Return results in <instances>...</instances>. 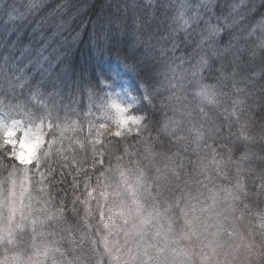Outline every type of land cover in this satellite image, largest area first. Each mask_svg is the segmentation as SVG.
I'll return each instance as SVG.
<instances>
[{"label": "clouds", "instance_id": "9594fccd", "mask_svg": "<svg viewBox=\"0 0 264 264\" xmlns=\"http://www.w3.org/2000/svg\"><path fill=\"white\" fill-rule=\"evenodd\" d=\"M0 264H264V0H0Z\"/></svg>", "mask_w": 264, "mask_h": 264}]
</instances>
